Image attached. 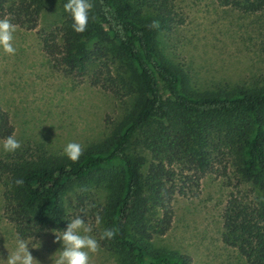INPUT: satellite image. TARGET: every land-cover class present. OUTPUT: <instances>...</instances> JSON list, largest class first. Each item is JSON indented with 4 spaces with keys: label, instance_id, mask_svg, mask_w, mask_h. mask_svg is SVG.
<instances>
[{
    "label": "trees",
    "instance_id": "16d2710c",
    "mask_svg": "<svg viewBox=\"0 0 264 264\" xmlns=\"http://www.w3.org/2000/svg\"><path fill=\"white\" fill-rule=\"evenodd\" d=\"M217 1L246 13L264 9V0ZM46 2L0 0V10L12 23L35 29ZM90 3L84 33L72 29L63 10L61 23L42 33V50L66 75L82 76L91 64L110 61L128 89L123 114L107 121L108 134L83 148L77 162L41 148L0 159L3 217L16 238L66 230L72 220L68 195L78 191L75 202L81 204L96 189L104 193L96 214L102 218L98 243L116 264H193L188 254L158 244L172 228L178 175L190 174L198 183L227 162L259 198L248 204L231 195L221 213L222 242L248 264H264V85L195 92L159 50L157 33L170 31L173 20L157 0ZM154 20L158 29L148 27ZM14 131L0 108V142ZM108 228L117 229L115 237L101 240Z\"/></svg>",
    "mask_w": 264,
    "mask_h": 264
},
{
    "label": "rangeland",
    "instance_id": "374dc122",
    "mask_svg": "<svg viewBox=\"0 0 264 264\" xmlns=\"http://www.w3.org/2000/svg\"><path fill=\"white\" fill-rule=\"evenodd\" d=\"M160 5L173 21L170 31L157 33L159 50L184 72L191 90L264 85V9L246 13L217 0H157ZM63 10V0H47L35 29L13 23L16 53L8 55L0 48V108L9 114L21 143L17 152L41 148L63 155L70 142L86 148L105 138L107 121L119 120L123 114L128 89L110 61L91 64L82 76L66 75L43 52L40 37L61 23ZM4 18L8 16L0 10V19ZM159 87L167 97L162 83ZM2 144L0 159L13 153L5 152ZM189 178L190 174L178 175L172 228L158 244L188 254L193 264H248L222 242L221 213L231 195L256 203L257 190L227 162L217 164L198 183ZM3 190L0 181V264L15 251L18 240L3 217ZM78 194L68 195V213L71 219L84 215L92 229L89 235L98 241L96 214L104 193L91 189L81 204L75 202ZM90 204L95 207L89 209ZM60 233L46 228L25 241L34 264H53L62 250V241L56 239ZM89 264L116 263L99 245L96 253H89Z\"/></svg>",
    "mask_w": 264,
    "mask_h": 264
},
{
    "label": "clouds",
    "instance_id": "9594fccd",
    "mask_svg": "<svg viewBox=\"0 0 264 264\" xmlns=\"http://www.w3.org/2000/svg\"><path fill=\"white\" fill-rule=\"evenodd\" d=\"M92 7L90 0H67L64 4V11L70 14L73 21L71 27L76 33H84L87 30L89 11ZM148 27L158 29L159 22L154 20ZM16 31L17 26L8 18L0 19V48L3 49L5 54L14 55L16 53V48L13 46ZM2 147L5 152H15L21 147V143L15 135H10L3 141ZM83 151V147L76 142H70L64 148V154L72 162H77ZM14 183L22 186L24 180L16 179ZM92 207H95V205H88L89 209ZM101 221L102 218L97 215L96 223L100 224ZM91 231L92 229L86 223L84 215L75 216L69 221L66 230L56 235L57 241H62V250L59 251V256L53 264H89V253H96L99 250L98 241L89 235ZM116 233L117 229L115 228L104 229L100 239L111 240ZM3 261L4 264H34L36 262L28 250V243L21 239L16 241L15 251L8 255L6 261Z\"/></svg>",
    "mask_w": 264,
    "mask_h": 264
}]
</instances>
